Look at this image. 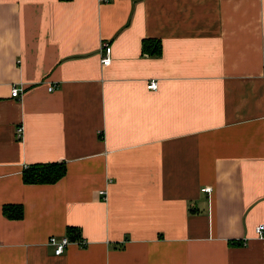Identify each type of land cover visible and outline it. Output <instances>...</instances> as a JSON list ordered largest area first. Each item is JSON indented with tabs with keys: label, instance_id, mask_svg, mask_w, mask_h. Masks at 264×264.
<instances>
[{
	"label": "crops",
	"instance_id": "1",
	"mask_svg": "<svg viewBox=\"0 0 264 264\" xmlns=\"http://www.w3.org/2000/svg\"><path fill=\"white\" fill-rule=\"evenodd\" d=\"M262 224L264 0H0V264H264Z\"/></svg>",
	"mask_w": 264,
	"mask_h": 264
},
{
	"label": "built area",
	"instance_id": "2",
	"mask_svg": "<svg viewBox=\"0 0 264 264\" xmlns=\"http://www.w3.org/2000/svg\"><path fill=\"white\" fill-rule=\"evenodd\" d=\"M105 1H107V0H105ZM102 53H103L102 57H101L102 65L104 67L111 65V63H112V45L107 43V42L104 43L103 47H102ZM158 87H159V82L155 81V80L150 81L148 86H147V88L151 91H156L158 89ZM54 89H55V86L49 87L50 92H52ZM20 95H21V90L17 87H14L11 91V96L13 98H18ZM23 135H24V127L20 126L17 129V136H18V138H23ZM203 191L206 193H210L212 191V189L210 187H206L205 189H203ZM100 194L104 195L105 192L102 191V192H100ZM256 235L258 238L264 240V224L259 225L256 228ZM72 243H77L81 247H85L88 244L83 239H80L76 242H73L68 237L51 236L48 240V245L53 248L54 255H56V256L63 255Z\"/></svg>",
	"mask_w": 264,
	"mask_h": 264
},
{
	"label": "trees",
	"instance_id": "3",
	"mask_svg": "<svg viewBox=\"0 0 264 264\" xmlns=\"http://www.w3.org/2000/svg\"><path fill=\"white\" fill-rule=\"evenodd\" d=\"M69 1V0H63ZM148 44L149 42H145ZM161 51L160 46L158 45L154 51V55H159ZM66 166L65 164L60 163H51V164H36L30 167H27L23 172V181L25 184H55L59 180H61L66 174ZM9 211L7 207L5 209ZM12 218L21 219L23 217V208L21 206L17 207V213L15 215H11ZM71 230V229H69ZM73 242L80 240V237L75 236L74 239L71 238ZM237 244H241L238 242Z\"/></svg>",
	"mask_w": 264,
	"mask_h": 264
}]
</instances>
